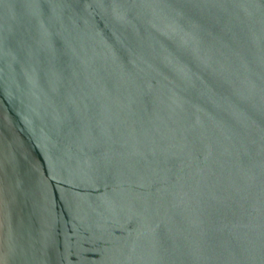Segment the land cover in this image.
Returning a JSON list of instances; mask_svg holds the SVG:
<instances>
[{"label":"water","instance_id":"obj_1","mask_svg":"<svg viewBox=\"0 0 264 264\" xmlns=\"http://www.w3.org/2000/svg\"><path fill=\"white\" fill-rule=\"evenodd\" d=\"M0 264H264V0H0Z\"/></svg>","mask_w":264,"mask_h":264}]
</instances>
